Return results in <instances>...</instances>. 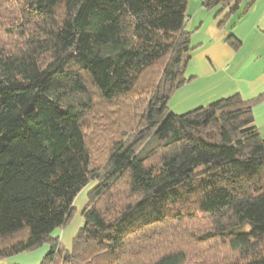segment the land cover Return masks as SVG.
<instances>
[{
	"label": "trees",
	"instance_id": "1",
	"mask_svg": "<svg viewBox=\"0 0 264 264\" xmlns=\"http://www.w3.org/2000/svg\"><path fill=\"white\" fill-rule=\"evenodd\" d=\"M244 1L203 6L225 24ZM188 18V0H0V260L264 264V93L173 113ZM91 184L69 250L53 233Z\"/></svg>",
	"mask_w": 264,
	"mask_h": 264
},
{
	"label": "crops",
	"instance_id": "2",
	"mask_svg": "<svg viewBox=\"0 0 264 264\" xmlns=\"http://www.w3.org/2000/svg\"><path fill=\"white\" fill-rule=\"evenodd\" d=\"M205 0L188 2V25L193 52L186 68L188 82L169 101L170 110L184 115L219 100L240 95L244 100L264 93V4L254 0L249 10L232 16L222 24L228 14L218 16L217 10H207ZM233 19V20H231ZM239 42L235 48L229 40ZM255 126L264 130V102L254 110ZM81 196V195H80ZM86 195L82 197L86 202ZM81 222V223H80ZM82 220L74 229H58L53 237L59 238L65 248L71 249L73 238ZM50 250L45 245L33 252H25L0 264H40Z\"/></svg>",
	"mask_w": 264,
	"mask_h": 264
},
{
	"label": "rangeland",
	"instance_id": "3",
	"mask_svg": "<svg viewBox=\"0 0 264 264\" xmlns=\"http://www.w3.org/2000/svg\"><path fill=\"white\" fill-rule=\"evenodd\" d=\"M195 0H188L189 3H191L192 5H194L193 3ZM251 2V0H245L240 7V10L238 11L237 14H235L234 16H232L233 19H236L238 17V15H240L246 8L247 4ZM260 3L264 4V0H262ZM218 11V10H217ZM189 14V11H188ZM231 19V20H233ZM193 47V46H192ZM99 112H103L104 109H102L101 107L98 108ZM262 134H264V130H261ZM95 186V184H91L90 186H88L84 191H82L76 198L74 205H73V213H72V217L71 220L67 226L68 230L74 229V224L78 221V219L82 220V224H79L78 229L80 227H82V225H84V220L82 218V211L86 205V203L82 201V197L84 195H86L87 199L86 202H88V194L90 192L91 189H93V187ZM81 195V196H80ZM81 223V222H80ZM198 225V226H197ZM197 225H194V232L198 235L200 234H204L207 230L205 228H207L208 230L211 229L210 223H208V220L202 217H199L197 220ZM245 230L247 231L248 235L250 236L251 239L256 240L258 237L256 235V232L254 231V229L251 226H246ZM211 245H209L210 247ZM221 249V246H220ZM223 249V248H222ZM220 261L222 262L221 259H212L211 263L212 264H218L220 263Z\"/></svg>",
	"mask_w": 264,
	"mask_h": 264
}]
</instances>
